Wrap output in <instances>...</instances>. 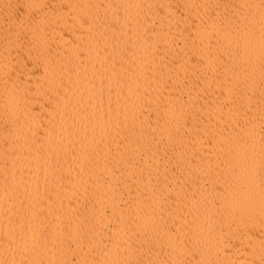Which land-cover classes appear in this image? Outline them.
<instances>
[{"label":"bare ground","instance_id":"1","mask_svg":"<svg viewBox=\"0 0 264 264\" xmlns=\"http://www.w3.org/2000/svg\"><path fill=\"white\" fill-rule=\"evenodd\" d=\"M0 264H264V0H0Z\"/></svg>","mask_w":264,"mask_h":264}]
</instances>
